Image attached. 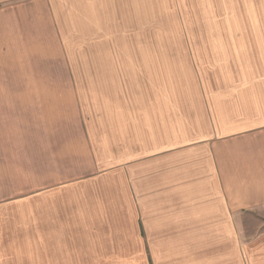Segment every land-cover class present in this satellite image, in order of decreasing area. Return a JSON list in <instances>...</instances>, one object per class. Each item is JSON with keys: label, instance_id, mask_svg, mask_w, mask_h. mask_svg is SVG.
Returning <instances> with one entry per match:
<instances>
[{"label": "crops", "instance_id": "crops-1", "mask_svg": "<svg viewBox=\"0 0 264 264\" xmlns=\"http://www.w3.org/2000/svg\"><path fill=\"white\" fill-rule=\"evenodd\" d=\"M155 6L0 0V120L22 104L55 94L75 101L74 88L92 89L77 96L90 171L66 183L86 191L84 215L118 217L122 232L129 225L136 241L146 233L164 259L180 248L181 264H264V27L156 36ZM226 18L220 22L264 24L261 15ZM157 39L225 41L212 46L226 50V79L206 81L195 110L177 107L173 119L169 81L164 72L157 81L148 74L155 55H170L155 48ZM17 121L0 122V134ZM9 152L15 161L20 150L2 142L0 232L4 212L27 197L20 155L9 167Z\"/></svg>", "mask_w": 264, "mask_h": 264}, {"label": "rangeland", "instance_id": "rangeland-1", "mask_svg": "<svg viewBox=\"0 0 264 264\" xmlns=\"http://www.w3.org/2000/svg\"><path fill=\"white\" fill-rule=\"evenodd\" d=\"M246 15L264 16V0H156V6L150 9L149 31L156 32V36L177 37L182 33L193 35L194 32L264 27V24L220 22L226 17ZM222 42L225 41L155 40V48L166 47L170 55H155L154 70L148 74L154 75L157 81L161 79L156 75L162 76L164 72L165 80L169 81L172 119L177 116H173L177 107L195 110L196 97L206 94V81L226 79L223 73L226 50H215L212 46L218 43L221 48ZM48 74L44 73V78ZM52 75L62 78L59 73ZM78 78L81 79V75ZM260 86L264 92V81ZM52 90L60 93L65 89ZM86 90L92 89L74 88L75 101L69 94L68 98L55 94L40 98L38 102L22 104L21 110L9 114L10 119L0 120L17 121L21 116L16 127L0 134V144L4 142L9 149L20 150L16 152V160L20 155L21 179L25 173L27 185L25 210L22 204L20 208L4 212L0 264H181L180 248L167 249L164 259L157 249L153 252L147 246L146 233L136 241L129 225L123 226L127 230L122 232V226L116 222L118 217L93 214L98 209L87 210L91 214L84 215L83 194L86 191L82 185L68 188L67 182L80 183L90 171L84 166L89 165V159L78 120L82 103L77 96H82ZM255 90L257 93L258 87ZM15 106L11 104L12 109ZM8 154V166L14 167L13 153ZM190 235L194 238L195 233Z\"/></svg>", "mask_w": 264, "mask_h": 264}]
</instances>
